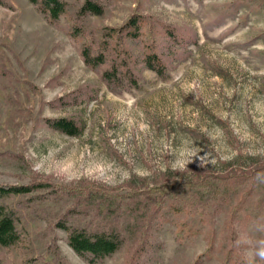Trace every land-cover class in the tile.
<instances>
[{
  "label": "rangeland",
  "instance_id": "1",
  "mask_svg": "<svg viewBox=\"0 0 264 264\" xmlns=\"http://www.w3.org/2000/svg\"><path fill=\"white\" fill-rule=\"evenodd\" d=\"M134 13L186 47L167 76L139 64L140 87L119 93L84 64L64 20L0 0V185L45 184L1 199L21 240L0 247V264H264V0H108L86 26ZM145 30L169 43L161 26ZM58 118L82 132L47 126ZM185 147L215 163L173 171ZM61 222L115 230L123 244L92 261Z\"/></svg>",
  "mask_w": 264,
  "mask_h": 264
},
{
  "label": "trees",
  "instance_id": "2",
  "mask_svg": "<svg viewBox=\"0 0 264 264\" xmlns=\"http://www.w3.org/2000/svg\"><path fill=\"white\" fill-rule=\"evenodd\" d=\"M108 0H29L31 4L51 23L59 24L64 20L67 33L77 46L84 64L96 71L110 89L116 92L131 91L140 87V74L137 65L155 72L160 77L167 76L170 60L185 48L186 38L176 29L159 22H150L141 13L132 14L120 27H102L87 29L86 19L90 16H103ZM154 30L156 26L164 29L169 40L159 48L154 34H147L146 27ZM148 35V37H147ZM130 41L139 42L141 52L133 56ZM167 58H169L167 60ZM178 58V57H177ZM47 126L71 136L79 135L83 127L72 118L47 120ZM45 187V184L0 185L1 199L11 195H25ZM17 213L0 203V247L16 246L21 240L17 225ZM60 228L67 231L70 247L79 255L91 254L92 261H102L113 255L123 244L121 233L112 231L87 230L80 227H68L65 222Z\"/></svg>",
  "mask_w": 264,
  "mask_h": 264
},
{
  "label": "clouds",
  "instance_id": "3",
  "mask_svg": "<svg viewBox=\"0 0 264 264\" xmlns=\"http://www.w3.org/2000/svg\"><path fill=\"white\" fill-rule=\"evenodd\" d=\"M194 158L199 160L200 167H206L207 165H213L214 159L199 156V153L195 147H185L179 154V156L172 163L173 171H183L187 169V165L194 162ZM259 258L264 259V247H262L257 253Z\"/></svg>",
  "mask_w": 264,
  "mask_h": 264
}]
</instances>
